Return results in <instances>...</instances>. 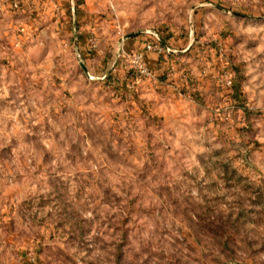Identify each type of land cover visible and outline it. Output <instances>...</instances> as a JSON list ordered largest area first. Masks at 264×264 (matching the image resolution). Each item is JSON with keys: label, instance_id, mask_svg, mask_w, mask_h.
<instances>
[{"label": "rangeland", "instance_id": "374dc122", "mask_svg": "<svg viewBox=\"0 0 264 264\" xmlns=\"http://www.w3.org/2000/svg\"><path fill=\"white\" fill-rule=\"evenodd\" d=\"M16 1L0 264H264V0ZM154 33L155 80L131 78Z\"/></svg>", "mask_w": 264, "mask_h": 264}, {"label": "built area", "instance_id": "2783aa9c", "mask_svg": "<svg viewBox=\"0 0 264 264\" xmlns=\"http://www.w3.org/2000/svg\"><path fill=\"white\" fill-rule=\"evenodd\" d=\"M20 7L21 2L12 0V8L15 11H18ZM92 42L94 43V41ZM167 50H169L167 46H164L157 38H154L151 41H147L141 49L134 50L131 53L121 51L119 59L121 64L125 66L128 73L131 74V78L135 75L137 79L153 81L155 80V75L148 64L147 55L155 54L157 56H161L166 54ZM225 81L227 85L230 87L232 86L233 81L230 76L226 77Z\"/></svg>", "mask_w": 264, "mask_h": 264}, {"label": "crops", "instance_id": "0c3cea01", "mask_svg": "<svg viewBox=\"0 0 264 264\" xmlns=\"http://www.w3.org/2000/svg\"><path fill=\"white\" fill-rule=\"evenodd\" d=\"M147 41H144L143 45L146 43ZM138 44V43H137ZM142 45V47H143ZM137 46V45H136ZM147 61L148 64H150L152 70L156 71L158 68H160L161 64L159 63L160 61L158 60V56L155 54H149L147 55ZM156 69V70H155Z\"/></svg>", "mask_w": 264, "mask_h": 264}, {"label": "water", "instance_id": "95a60500", "mask_svg": "<svg viewBox=\"0 0 264 264\" xmlns=\"http://www.w3.org/2000/svg\"><path fill=\"white\" fill-rule=\"evenodd\" d=\"M153 35H154L159 41H161V43H162L164 46H166V45H165V42L163 41V39H161L156 33H154ZM81 66H82V68L87 72V68H86L85 64H84V63H81Z\"/></svg>", "mask_w": 264, "mask_h": 264}, {"label": "trees", "instance_id": "16d2710c", "mask_svg": "<svg viewBox=\"0 0 264 264\" xmlns=\"http://www.w3.org/2000/svg\"><path fill=\"white\" fill-rule=\"evenodd\" d=\"M165 42V44H167V42L165 40H163ZM168 45V44H167ZM129 78V77H128Z\"/></svg>", "mask_w": 264, "mask_h": 264}]
</instances>
